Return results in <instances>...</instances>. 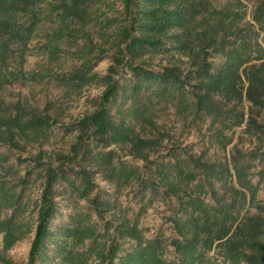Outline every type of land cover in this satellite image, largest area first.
<instances>
[{
	"label": "trees",
	"instance_id": "trees-1",
	"mask_svg": "<svg viewBox=\"0 0 264 264\" xmlns=\"http://www.w3.org/2000/svg\"><path fill=\"white\" fill-rule=\"evenodd\" d=\"M122 3L123 11L110 15L116 10L111 0H0V144L40 147L34 169L19 182L21 192L0 182V207L12 209L0 216L4 249L34 230L28 264H264V204L254 182L264 169L253 170L264 151L237 149L230 158H211L177 144L159 122L172 109L196 125L207 123L220 143L226 131L243 125L264 143L258 120L264 0ZM44 22L49 26L37 48L50 62L85 41L80 65L51 73L65 91L104 86L96 108L73 126L68 153L41 148L59 121L52 105L9 102L3 93L7 84L33 77L23 66ZM91 28L116 49L105 74L89 58L98 48ZM33 172L43 181L34 225L31 202H23ZM99 176L112 190L98 185ZM132 183L168 200L172 236L149 237L139 219L129 217L118 194ZM64 207L70 208L66 216Z\"/></svg>",
	"mask_w": 264,
	"mask_h": 264
},
{
	"label": "rangeland",
	"instance_id": "rangeland-1",
	"mask_svg": "<svg viewBox=\"0 0 264 264\" xmlns=\"http://www.w3.org/2000/svg\"><path fill=\"white\" fill-rule=\"evenodd\" d=\"M111 1L116 4V10L109 11V14H120L117 12L123 11L122 0ZM219 1L223 2L225 0ZM48 26L49 23L44 22L38 35L29 44L30 49L27 52L23 69L24 72L33 75V77L17 79L7 84L3 93L9 102L23 100L27 104L38 108L52 105V111L56 113L59 121L52 131L49 141L41 148L49 154L68 153L77 134V131L73 130V126L85 114L96 108L95 99L102 95L104 86L92 84L84 87L80 92L67 93L65 91V88L51 76V73L67 72L80 65L84 59L78 50L85 41L82 40L80 46L67 48L57 61L50 62L47 55L37 48L38 43L43 39V31ZM90 30L93 32V43L98 48L89 58H96L92 61L95 65L94 70L100 74H105L109 67L114 64L116 49L112 46V43L104 44L102 39L95 33V28ZM262 42L264 43V32L262 33ZM100 48H107V52L104 54L99 53ZM99 55L100 57H98ZM15 65L14 62L12 67ZM258 120L264 124V109L260 112ZM159 122L171 132L173 141L177 144L180 146L191 145L196 152L207 151L208 156L211 158H230L237 149L249 152L259 147L261 151H264V143H260L256 136L245 132V125L226 131L227 138L220 143L210 132L207 123L196 125L190 118L177 117L172 109L163 114ZM164 144L169 147L171 145L167 140ZM39 148L38 145H29L25 149H17L8 144H0V182L7 180L10 185H16L17 191L21 192L23 186L19 182L23 176L28 174L27 172L34 169V156L38 154ZM127 158L132 160L130 156ZM137 163L142 164V161H137ZM254 165L253 170L256 173L264 169L262 158L255 160ZM42 182L41 177L33 172L29 176L28 184L24 187L23 202H31L27 213L33 225L37 217L33 205L42 192ZM96 182L101 188L112 190L111 185L101 176L96 178ZM254 182L259 184L258 198L264 204V171L262 175L258 173L255 175ZM118 200L123 208L127 210L129 217L139 219L140 226L149 237H154L161 231L166 236H172L173 227L170 221L172 210L168 200L161 198V196H153L151 193H141L138 183H132L124 187L118 194ZM61 204L66 205L64 201ZM68 210H70L69 207L65 208V216L69 212ZM11 211L12 209L0 207V216L5 217ZM63 220H65V217L59 218L56 224L63 222ZM34 234L33 230L26 238L18 241L8 250L4 249L3 235H0V264H28ZM170 250L169 256L173 257L172 248Z\"/></svg>",
	"mask_w": 264,
	"mask_h": 264
}]
</instances>
